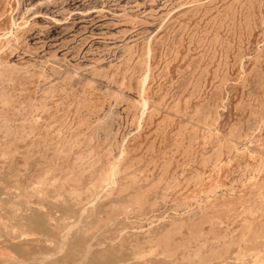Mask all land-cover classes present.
<instances>
[{
  "label": "rangeland",
  "instance_id": "rangeland-1",
  "mask_svg": "<svg viewBox=\"0 0 264 264\" xmlns=\"http://www.w3.org/2000/svg\"><path fill=\"white\" fill-rule=\"evenodd\" d=\"M0 250L264 264V0H0Z\"/></svg>",
  "mask_w": 264,
  "mask_h": 264
},
{
  "label": "bare ground",
  "instance_id": "bare-ground-1",
  "mask_svg": "<svg viewBox=\"0 0 264 264\" xmlns=\"http://www.w3.org/2000/svg\"><path fill=\"white\" fill-rule=\"evenodd\" d=\"M188 164V163H187ZM187 166V165H186ZM74 172V171H73ZM88 172V171H87ZM114 172V171H113ZM94 175V174H93ZM173 178V177H172ZM111 180H112V178H111ZM54 181V180H53ZM53 183H55V182H53ZM112 183V182H111ZM2 194V193H1ZM76 194V193H75ZM5 196V195H4ZM2 200V199H1ZM74 212V211H73ZM80 212V211H79ZM22 214V213H21ZM30 214V213H29ZM80 219V218H79ZM28 220H29V222H30V224L33 226V227H35V228H40L41 227V222L38 220V219H35L33 216H31L30 218H28ZM81 220V219H80ZM79 221V220H78ZM74 223H77V221L76 222H74ZM74 225V224H73ZM75 226V225H74ZM65 236V235H64ZM74 237V236H73ZM67 237H65V240H67L66 239ZM63 239H64V237H63ZM60 241V240H59ZM8 242V241H7ZM164 242V241H163ZM64 243V242H63ZM65 244V243H64ZM87 245V244H86ZM61 245H59V247H60ZM62 246H64V245H62ZM61 246V247H62ZM257 245H254V246H252V247H256ZM60 247V248H61ZM59 248V249H60ZM64 248H66L65 246H64ZM58 249V248H57ZM56 249V250H57ZM86 249V248H85ZM84 249V250H85ZM88 249H89V246H88ZM55 250V251H56ZM87 250V249H86ZM223 250V249H222ZM58 251V250H57ZM56 251V252H57ZM60 251V250H59ZM61 251H62V248H61ZM88 251V250H87ZM220 252V251H219ZM239 252H241V251H239ZM81 253V252H80ZM85 254H86V251H85ZM80 255V254H79ZM82 255H84V254H82ZM205 255V254H204ZM75 256H78V255H75ZM81 256V255H80ZM86 256V255H85ZM85 256L83 257V258H85ZM88 257V256H87ZM212 257V256H211ZM200 258V257H199ZM81 259V258H80ZM197 259V258H196ZM80 261V260H79ZM78 261V262H79ZM84 261V260H83ZM124 261V260H123ZM76 262H77V259H76ZM82 262V261H81ZM109 262V261H108ZM227 262H229V257H227V256H224V257H222L219 261H217V262H215L214 264H223V263H227ZM70 263V262H69ZM80 263V262H79ZM110 263V262H109ZM117 263H118V261H117ZM86 264V263H85ZM113 264V263H112Z\"/></svg>",
  "mask_w": 264,
  "mask_h": 264
},
{
  "label": "crops",
  "instance_id": "crops-1",
  "mask_svg": "<svg viewBox=\"0 0 264 264\" xmlns=\"http://www.w3.org/2000/svg\"><path fill=\"white\" fill-rule=\"evenodd\" d=\"M1 251H2V250H0V253H2ZM5 251H6V250H5ZM6 252H7V251H6ZM2 256H3V255H1V257H2ZM3 257H4V256H3Z\"/></svg>",
  "mask_w": 264,
  "mask_h": 264
}]
</instances>
